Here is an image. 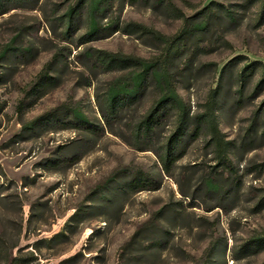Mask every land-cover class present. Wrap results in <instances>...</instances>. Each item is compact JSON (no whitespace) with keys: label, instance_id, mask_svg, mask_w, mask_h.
<instances>
[{"label":"rangeland","instance_id":"1","mask_svg":"<svg viewBox=\"0 0 264 264\" xmlns=\"http://www.w3.org/2000/svg\"><path fill=\"white\" fill-rule=\"evenodd\" d=\"M95 2L0 0V264H264V0ZM146 31L226 163L201 132L164 173L168 120L133 138L152 90L103 122L96 55L163 61Z\"/></svg>","mask_w":264,"mask_h":264},{"label":"trees","instance_id":"2","mask_svg":"<svg viewBox=\"0 0 264 264\" xmlns=\"http://www.w3.org/2000/svg\"><path fill=\"white\" fill-rule=\"evenodd\" d=\"M99 2L100 0L95 2L93 11L96 10ZM205 9L199 14H203ZM204 27L205 20L200 21L195 30L199 31ZM93 31L94 28L92 27L89 35ZM149 34H152L162 44L167 45L163 61L155 58L143 59L107 52H100L96 55L99 67L103 68L106 73L119 75L109 83L103 108L100 110L103 122L108 123L110 118L139 103L147 91L152 90L155 97L147 111L133 124V138L135 140L148 138L159 129L160 120L163 117L168 120L169 133L158 155L164 173H168L171 165L185 152L188 141L198 137L201 132L208 135L214 147L217 163H226L228 143L221 138L214 119V97L210 96L203 113L190 115L189 108L183 103L176 91L173 77L168 69L167 60L173 56L172 45L168 43L167 37L159 33L150 31ZM185 34H188L186 29L182 35ZM254 65V63L251 64L252 69H254ZM247 75L242 72L239 76L238 81L241 85H243ZM38 91L39 89L35 86L27 91L26 95H33ZM18 106H23V102L18 103ZM71 116L77 124H86L84 117L79 112L72 110ZM258 243H264V237H261Z\"/></svg>","mask_w":264,"mask_h":264}]
</instances>
